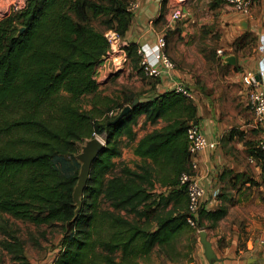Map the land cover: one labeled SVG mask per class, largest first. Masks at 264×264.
I'll return each mask as SVG.
<instances>
[{"label":"trees","instance_id":"trees-1","mask_svg":"<svg viewBox=\"0 0 264 264\" xmlns=\"http://www.w3.org/2000/svg\"><path fill=\"white\" fill-rule=\"evenodd\" d=\"M127 5L126 0H26L23 9L0 21V213L65 224L53 264H139L155 247L174 258L178 236L189 227L179 176L190 172L186 130L198 122L193 101L173 90L159 93L139 99L114 124L117 115L100 118L95 108L83 110L78 103L96 92L95 66L109 49L104 32L91 21L106 17V30L123 38L132 16ZM16 23L24 28L20 34ZM137 48L130 42L128 56L138 57ZM130 102L126 98L119 109ZM140 115L166 125L138 140L133 153L141 161L135 168L123 165L116 173L122 139L136 140ZM102 135L105 146L91 166L76 213L77 174H60L52 160L78 154L84 141ZM155 184L166 192H157ZM225 214V207L202 208L197 224L207 229L205 221L212 227ZM0 245L13 261L29 264L20 239Z\"/></svg>","mask_w":264,"mask_h":264},{"label":"crops","instance_id":"crops-1","mask_svg":"<svg viewBox=\"0 0 264 264\" xmlns=\"http://www.w3.org/2000/svg\"><path fill=\"white\" fill-rule=\"evenodd\" d=\"M134 1L139 3V8L130 17L123 39L151 52L157 47V37L164 35V51L175 65L170 75L164 73L160 78L147 79L149 83L143 87L142 99L171 91L179 83L189 88L192 80L188 71L194 72L196 68L192 65L193 60L206 65L204 53L198 50L196 43L202 45V42L213 41L216 70L228 72L225 80L216 81V91L210 90L211 95L205 98L206 105H201L202 111L197 110L196 114L200 130L217 144L215 149L198 152L195 158L197 169L194 173L205 189L203 208L207 211L226 208L225 216L214 226L209 227V221H205L213 257L211 260L205 257L199 234L192 243L190 239L185 240L190 233L186 235L183 231L178 238L183 236L184 240H177L175 249L180 252L179 244L187 243L193 250L180 262L177 256L167 258L160 253L165 259L163 264H264V156L256 149L259 133L250 127L251 112L241 105H247L245 96L251 76L264 84V76L260 75L261 70L264 71V0H252L249 15L219 0H187L184 7L188 18L184 20L171 16L176 0ZM227 55L235 56L234 65L223 64L222 58ZM205 84L213 86L208 78ZM228 87L231 90L227 91ZM220 107L226 108L225 113H221ZM211 108L216 114L207 113ZM141 124L145 129L136 133V140L126 141V152L135 164L141 161L133 153L138 140L165 126L166 121L160 119L151 124L140 115L135 126ZM124 154L123 151L122 160ZM216 188L220 190L217 195ZM156 190L161 192L163 188ZM54 255L50 253L49 257L48 254L45 263L40 264H53Z\"/></svg>","mask_w":264,"mask_h":264},{"label":"rangeland","instance_id":"rangeland-1","mask_svg":"<svg viewBox=\"0 0 264 264\" xmlns=\"http://www.w3.org/2000/svg\"><path fill=\"white\" fill-rule=\"evenodd\" d=\"M16 6H18V0H0V21L15 15L17 13L15 10ZM106 20V17H100L92 20L91 22L97 30L105 33L107 31L105 28L106 24L104 23ZM14 26L19 29L22 27L19 23H16ZM123 42H125V40L121 38L118 40V43L114 42L111 44L108 54L101 57L97 61L95 66L96 69L93 75L95 81L97 82L96 92L81 96L78 100L81 109L91 110L95 108L94 115L100 116L101 114L100 118L118 115L122 110H120L118 106L124 103L128 97L131 98V102L127 105H133L135 99L138 101L139 99H142L143 94L145 93L143 87L149 83L147 79L150 78L145 76L140 71L138 57H129ZM127 42L128 41H126V43ZM196 45L198 50L200 49L199 51L204 53V58L206 60V65H200L199 61L194 59L192 65L196 66V68L194 72L188 71L189 74H191L192 80L189 88H191V91L196 95L193 103L199 112L202 111L201 105H206L205 98L206 96L211 95L210 90L213 92L216 91V81L225 80L228 76V72L216 70L217 60L215 58V44L213 41L202 42V45L196 43ZM206 78H208V82H212V87L208 86L209 84L206 86ZM226 90L229 91L231 89L228 87ZM232 90H234V88H232ZM241 105L244 109L245 107L246 109H249L246 104L241 103ZM209 106L213 108L211 103ZM233 106H235V104H233ZM212 108L210 111H207L208 114H216ZM225 109V107H220L221 113H225ZM143 125L144 124H141L139 127L135 126V132L139 133L142 131L144 128ZM98 137L104 140L103 135ZM122 140V149H124L125 159L122 160L121 157L115 159L116 173L119 172V169L123 165L130 166L131 168H135L136 166L126 152L128 151L126 139ZM86 141L79 146V153L81 152V147ZM76 156L77 154L56 155L52 161L60 174L65 176H72L75 174L78 175L81 162L76 158ZM127 158L129 160H126ZM101 208L108 210V203H101ZM119 214L131 221L137 220L133 214H128L125 211H120ZM65 228V224L60 222L36 224L29 221L14 219L8 214L0 213V244L4 240L11 237L18 238L23 242L25 257L27 262H30L29 264H31V262L33 264H36V262L38 264L45 263L44 260L48 254L50 257V253L56 254L62 247V239L66 230ZM188 232L190 233L188 235L189 238H186L185 240L187 241L190 239L192 243H195L198 234L189 227H187L184 234L187 235ZM182 237L183 236L177 239L178 242H183L184 239ZM179 246L181 249L179 255L177 256V259H179L178 262L186 258L191 250H193L187 243L183 245L180 243ZM5 252L0 245V264H21L18 261H13L8 253L6 252L5 254ZM119 255L120 254L117 253L116 257H119ZM164 261L165 259L160 257L158 248L155 247L148 257L145 259H139V264H163Z\"/></svg>","mask_w":264,"mask_h":264},{"label":"built area","instance_id":"built-area-1","mask_svg":"<svg viewBox=\"0 0 264 264\" xmlns=\"http://www.w3.org/2000/svg\"><path fill=\"white\" fill-rule=\"evenodd\" d=\"M229 6H232L238 12L249 15L252 10V0H219ZM187 0H176V6L172 10L171 16L176 20H184L188 18V12L185 11V4ZM26 0H18V6L15 7L16 11H19L25 7ZM139 3L137 1H130L127 5V11L132 15L138 10ZM13 10V11H15ZM109 48L114 42L118 43L122 37L117 32L110 29L104 33ZM123 39V38H122ZM123 45L127 47L129 42H123ZM157 47L151 52H145L140 48H137V54L139 57V65L145 76L157 79L162 75L171 74L175 69L173 61L165 53L166 39L164 35H159L156 40ZM126 49V48H125ZM109 51V49H108ZM108 51L106 54H108ZM264 51V47H262ZM221 53V51H219ZM105 54V55H106ZM104 55V56H105ZM120 55V54H119ZM121 56V55H120ZM124 60V59H123ZM115 61V59H114ZM261 76H264V71L261 70ZM173 91L181 94L182 96L195 101V94L191 89L185 87L183 84H176ZM246 103L251 112V124L250 127L253 130H257L259 137L256 142V149L264 156V84L260 83V80L251 76L248 81V87L246 90ZM188 153L190 155V172H183L179 176V185L184 187L187 195V208H186V221L189 227L197 234L205 229H200L197 224L198 212L203 208L205 189L199 183L194 171L197 169V163L195 161L196 154L202 150L215 149L216 143L208 140L205 134L200 130L197 124H190L186 130ZM98 137V136H95ZM102 143H105L100 137H98ZM160 188L158 184H155V190ZM162 189V188H161ZM167 188H163L166 192ZM219 188L215 189V194H219Z\"/></svg>","mask_w":264,"mask_h":264},{"label":"water","instance_id":"water-1","mask_svg":"<svg viewBox=\"0 0 264 264\" xmlns=\"http://www.w3.org/2000/svg\"><path fill=\"white\" fill-rule=\"evenodd\" d=\"M23 29L24 28L22 27L19 29V34L23 31ZM222 60H223V64L227 66L234 65L236 62V58L234 55L223 56ZM138 102L139 101L135 99L133 105H126L119 112V114L112 121V123L113 124L117 123L119 120L123 119L126 115H128L131 112L133 106H136ZM104 146L105 143H102V141L98 137H93L85 142V144L81 147V152L76 156V158L81 162L80 171L79 174L77 175V183L72 193L73 200L77 205L76 213L79 212L82 206L81 196L83 189L86 186V183L90 176L91 166L95 161V159L98 157V155L102 152ZM199 240L201 244L204 246L205 257L208 260H211V258L213 257V252H212L211 243L207 240L206 231L203 230L199 233Z\"/></svg>","mask_w":264,"mask_h":264}]
</instances>
